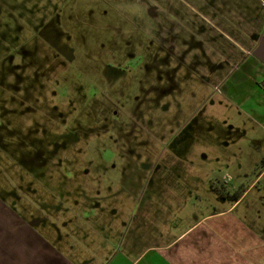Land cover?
<instances>
[{"label":"rangeland","instance_id":"rangeland-1","mask_svg":"<svg viewBox=\"0 0 264 264\" xmlns=\"http://www.w3.org/2000/svg\"><path fill=\"white\" fill-rule=\"evenodd\" d=\"M261 5L0 0V199L61 235L208 185L244 190L236 215L264 219V79L225 36L245 42L240 20Z\"/></svg>","mask_w":264,"mask_h":264},{"label":"crops","instance_id":"crops-1","mask_svg":"<svg viewBox=\"0 0 264 264\" xmlns=\"http://www.w3.org/2000/svg\"><path fill=\"white\" fill-rule=\"evenodd\" d=\"M260 2L261 10L248 11L240 20L243 27L237 37H244L245 42L225 36L241 57L252 58L250 64L244 63L245 71L264 79V65L251 55L264 33V1ZM231 67H224L229 68L226 73ZM208 186L190 195L157 190L164 197L159 200L160 212L109 223L104 219L93 223L71 220L63 225L70 232L64 235L55 224L47 226L38 219L32 224L7 216L0 219V264H264V219L236 215L245 191L237 200H230L214 194ZM205 193L215 195L206 212L199 209L188 216L184 206L206 203L202 198ZM179 204L182 212L176 209Z\"/></svg>","mask_w":264,"mask_h":264},{"label":"flooded vegetation","instance_id":"flooded-vegetation-1","mask_svg":"<svg viewBox=\"0 0 264 264\" xmlns=\"http://www.w3.org/2000/svg\"><path fill=\"white\" fill-rule=\"evenodd\" d=\"M14 207L15 206H14V204H12V202L7 203V202H5V201H3V200L0 199V219H6L5 217H7V216L8 217L13 216V218L17 217V219H24L21 215H19L17 213V211L15 210ZM35 221L36 220H34L32 222V224L35 223Z\"/></svg>","mask_w":264,"mask_h":264},{"label":"water","instance_id":"water-1","mask_svg":"<svg viewBox=\"0 0 264 264\" xmlns=\"http://www.w3.org/2000/svg\"><path fill=\"white\" fill-rule=\"evenodd\" d=\"M251 55L264 65V39H260Z\"/></svg>","mask_w":264,"mask_h":264},{"label":"trees","instance_id":"trees-1","mask_svg":"<svg viewBox=\"0 0 264 264\" xmlns=\"http://www.w3.org/2000/svg\"><path fill=\"white\" fill-rule=\"evenodd\" d=\"M214 187V190H216L217 192H219L220 193V196L221 197H224V198H229V199H231V200H237L238 198H236V199H232L231 198V195L229 194V191H227V190H224L221 186H219V185H214L213 186ZM241 188H239L237 191H235L237 194H239L240 193V190ZM243 192H244V190H243ZM234 198V197H233Z\"/></svg>","mask_w":264,"mask_h":264}]
</instances>
